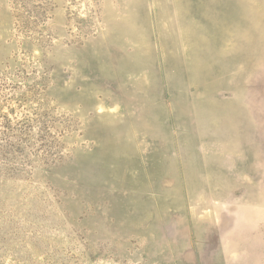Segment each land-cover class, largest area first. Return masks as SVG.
Returning a JSON list of instances; mask_svg holds the SVG:
<instances>
[{
  "label": "rangeland",
  "instance_id": "1",
  "mask_svg": "<svg viewBox=\"0 0 264 264\" xmlns=\"http://www.w3.org/2000/svg\"><path fill=\"white\" fill-rule=\"evenodd\" d=\"M0 264H264V0H0Z\"/></svg>",
  "mask_w": 264,
  "mask_h": 264
}]
</instances>
